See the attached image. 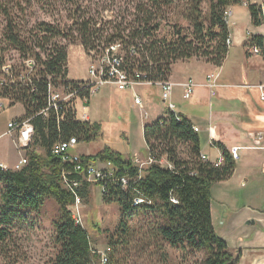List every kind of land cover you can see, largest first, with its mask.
<instances>
[{
    "label": "trees",
    "instance_id": "16d2710c",
    "mask_svg": "<svg viewBox=\"0 0 264 264\" xmlns=\"http://www.w3.org/2000/svg\"><path fill=\"white\" fill-rule=\"evenodd\" d=\"M51 1L0 0V14L5 23L0 37V78L4 79L0 85V100H6L9 107L21 105L24 116L16 121L30 120L34 130L32 143L25 150L27 164L20 171L0 169V184L3 187L0 244L5 243L8 237L3 228L7 225V213L17 214L24 209L37 211L43 200L51 197L59 205V215L53 222L56 254L49 264H100V257L91 249L87 233L82 227L75 226L68 211V207L75 203L74 195L64 188L61 181V173L68 167L52 154L59 141L70 137H75L79 143L93 141L94 133L100 126L76 121L68 111H61L65 116L63 122H57L53 113H49L47 118L36 116L44 107L48 78L53 84L63 85L67 77V48L57 42L67 37V30L37 23L24 32L16 20L18 15H23L34 5L41 2L50 4ZM66 1L72 14L69 26L71 39L82 46L86 55L90 51L98 52L100 45L103 49L118 43L124 51L127 73H145L151 81L166 80L171 67L178 62L197 59L221 67L227 56L226 41L229 38L223 12L238 3V0H144L135 7L129 20L118 22L109 34H105L101 28H96L98 24L94 17L84 11L79 0ZM180 1L182 7L178 15L186 27L174 25L167 34L159 36L165 19L163 9H172L175 2ZM204 3L206 10L202 9ZM248 10L252 24L260 26L259 7L250 4ZM253 40L259 44L262 42L260 38ZM7 51H14L20 60L17 66L10 67L13 83L2 73L6 67ZM28 60L35 65L28 83L37 89L36 94L19 80L25 75L24 62ZM191 126L184 118L180 122L175 121L170 113L166 118L144 126L146 153L152 163L141 171V179L134 186L138 194L116 190L102 197L106 204H117L120 209L116 234L108 237L111 248L108 264H119L115 259L116 249L123 246L122 239L129 240L134 235L140 236L136 243L141 245L142 253L157 257L160 264H166L169 259L166 247L179 252L184 260L189 255L202 253L204 259L201 264H239L240 253L230 251L215 234L210 212L211 186L231 177L234 162L222 146L218 147L223 157L221 166L203 162L199 136L191 130ZM178 145L187 146L186 159L178 156ZM83 160L110 163L130 178L139 175L132 158L124 159L113 152L104 151L95 157L83 156ZM161 161L167 162L171 168L161 167ZM90 185L83 184L77 191L80 199L86 195ZM137 195L151 204L132 207V200ZM172 198L177 204L170 201ZM141 217L149 220L146 229L132 227L133 220Z\"/></svg>",
    "mask_w": 264,
    "mask_h": 264
},
{
    "label": "rangeland",
    "instance_id": "374dc122",
    "mask_svg": "<svg viewBox=\"0 0 264 264\" xmlns=\"http://www.w3.org/2000/svg\"><path fill=\"white\" fill-rule=\"evenodd\" d=\"M142 2L144 0H79V5L94 17L98 24L96 28L99 27L102 33L109 34L118 22L121 23L124 19L125 22L129 20L134 14L135 7ZM174 6L172 9H163L165 19L161 23L159 36L167 34L174 25L186 27L178 15L182 1L175 2ZM202 9L206 10V3L202 5ZM71 16V7L66 0H52L50 4L41 2L34 5L23 15H18L16 20L24 32H28L37 23L52 24L67 30L65 33L67 37L57 42L67 48L69 76L77 81H85L88 79V59L86 64L80 53L82 46L71 39L69 32ZM4 25V19L0 14V37ZM101 47L102 45L98 50H101ZM82 50L84 52L83 48ZM83 54L87 58L86 53ZM19 61L14 51L5 53L6 67L17 66ZM195 84L197 86L194 88L193 96L197 94L198 88H202V85L199 86L196 82ZM136 93L141 97L143 106L147 110V118H144L140 109L134 105L130 92L119 91L112 85L101 87L91 99L86 111H83L80 106L76 108L77 120H80L86 112L89 123H97L100 126L94 133L93 141L78 146L77 153L95 157L99 153L109 151L121 155L124 159L136 158L146 161L147 149L143 139V128L151 124L154 119L157 120L160 115H164L166 110L156 86L137 87ZM175 99V112L187 109L190 101L182 102L180 92L176 93ZM144 102L147 105H144ZM19 108L17 107L16 111ZM8 137L10 138V135L0 140V154L7 152L10 147L11 141ZM12 146L14 156L9 152V160H13L14 157L18 158L23 153L25 156V152H18L15 145L12 144ZM177 154L180 158L186 159L187 146L178 145ZM2 189L0 184V206ZM77 207L82 220V228L88 235L91 249L94 252L105 250L109 247L108 237L116 234L115 231L120 222L119 206L114 203L106 204L100 188L90 185ZM7 215V225L3 228L7 231L8 237L5 243L0 244V264H49L56 254L53 244V222L59 215L57 202L51 197H46L37 211L24 209L20 213H7ZM148 221L147 218L142 217L134 219L131 226L146 229ZM139 237V235H134L130 236L129 240L122 239L123 246L116 249L115 259L119 264H160L157 257H149L148 254L142 253L141 245L136 243ZM169 254L171 256L166 264H201L204 259L202 253L189 255L185 260L177 251L169 252Z\"/></svg>",
    "mask_w": 264,
    "mask_h": 264
},
{
    "label": "crops",
    "instance_id": "0c3cea01",
    "mask_svg": "<svg viewBox=\"0 0 264 264\" xmlns=\"http://www.w3.org/2000/svg\"><path fill=\"white\" fill-rule=\"evenodd\" d=\"M253 4L260 6L264 14V0ZM230 10L232 15L227 27L231 45L221 67L197 59L178 62L171 67L168 79L175 85L173 103L176 93H181L179 84L192 79L202 85L188 101L181 98L182 102H190L187 109L175 113L199 129L200 154L208 162L223 160L219 146L227 152L233 147L241 148L231 177L211 186V224L227 248L240 253L239 264H264V58L251 57L246 52L249 36L264 39V25L254 26L248 6L240 2L231 6ZM80 51L87 64L82 48ZM211 74H218L213 96L203 86ZM66 79L81 82L70 78L68 63ZM146 102L144 105H147ZM17 107H20L18 111ZM143 108L147 114L146 108ZM164 109L165 114L158 119L168 116L166 105ZM23 116L21 105L9 107L6 100H0V140L7 137L8 124ZM258 134L262 140L256 148L252 137ZM16 136L17 132H13L8 137L10 147L0 154V164L8 169H12L22 158L20 155L9 160V152L14 156L12 144ZM82 144L79 143V146ZM167 166L169 164L163 161V167ZM165 251L170 257L169 252L174 250L166 247Z\"/></svg>",
    "mask_w": 264,
    "mask_h": 264
},
{
    "label": "built area",
    "instance_id": "2783aa9c",
    "mask_svg": "<svg viewBox=\"0 0 264 264\" xmlns=\"http://www.w3.org/2000/svg\"><path fill=\"white\" fill-rule=\"evenodd\" d=\"M261 0H238L241 4L249 6L254 2H260ZM258 6V5H257ZM261 20L264 25V14L260 6ZM232 12L230 8L225 9L223 12L224 21L230 19ZM253 36H249V41L246 45V52L251 57L264 58V39L259 44L253 40ZM226 45L229 48L231 45L230 37L226 41ZM139 47H141L139 45ZM133 54V51L131 52ZM87 75L88 79L81 82L72 83L66 78L63 81V85L53 84L51 78H48L46 84V90L44 94V107L40 109L36 116H42L47 118L49 113H53L57 122H63L65 120L64 114L61 111H68L72 113L76 121L88 122V115L85 114L77 120L76 108L81 107L83 111L87 110L91 99L96 95L99 89L105 85H112L119 91L130 92L134 105L137 106L144 118H147V114L144 112L142 100L136 93L137 87H149L156 86L160 91V97L163 103L167 106V110L173 115L175 121L180 122L181 117L175 113V105L172 102V92L175 85L167 78L166 80L151 81L147 74L141 72H135L134 75H130L124 69V51L120 44L109 45L98 52L90 51L87 55ZM25 75L21 76L19 80L23 85L30 88V92L36 94L37 89L29 82L28 78L33 73L35 65L32 60L24 62ZM4 76H7L11 83L14 82L13 74L10 67H4L2 69ZM218 74H211L207 77L204 85L210 91V94L215 95V89L217 88ZM4 83L3 77L0 78V85ZM181 88V98L183 101L191 99L194 88L197 86L192 79H188L182 84L178 85ZM264 97V95H263ZM191 130L194 133L199 132V129L195 126H191ZM13 132H17V136L14 139V145L18 152H25L26 149L32 143L34 136V130L30 124V120L18 122L16 120L8 124V135H12ZM254 147H258L262 137L261 135H254L252 137ZM79 142L75 137L67 138L66 140L59 141L52 149V154L58 157L64 166L68 167V170H63L61 173V181L64 188L72 193L75 198L73 206L68 207V211L74 221L75 226L82 227V220L78 210V205L81 203L80 197L77 195V191L83 184L96 185L100 188L102 197L109 195V191L120 190L122 192H134L135 184L141 179V171L152 163L151 159L147 156L146 161L139 159H133L132 164L138 168L139 175L137 178H130L125 172L120 173L110 163H101L93 161L83 160V156L77 153V147ZM241 148L233 147L228 151V155L233 162L237 161L240 156ZM203 162H208L206 157L201 155ZM223 160L213 163L215 167L221 166ZM27 164L25 156L22 158L12 169H8L6 166L0 164L1 170L20 171ZM160 166L163 167V161L160 162ZM164 168H171L167 166ZM138 194V193H137ZM173 204H177L175 199L170 200ZM143 204L150 205L146 199L137 195L132 200V207H138ZM100 257V264H108L111 248L107 247L101 252H96Z\"/></svg>",
    "mask_w": 264,
    "mask_h": 264
}]
</instances>
